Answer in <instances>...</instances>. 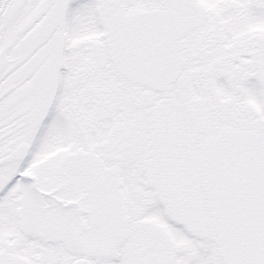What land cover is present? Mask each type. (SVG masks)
<instances>
[{
    "label": "snow or ice",
    "instance_id": "obj_1",
    "mask_svg": "<svg viewBox=\"0 0 264 264\" xmlns=\"http://www.w3.org/2000/svg\"><path fill=\"white\" fill-rule=\"evenodd\" d=\"M0 264H264V0H0Z\"/></svg>",
    "mask_w": 264,
    "mask_h": 264
}]
</instances>
